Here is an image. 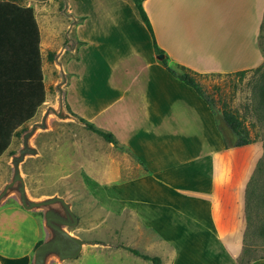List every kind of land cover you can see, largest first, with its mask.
<instances>
[{"label":"crops","instance_id":"obj_1","mask_svg":"<svg viewBox=\"0 0 264 264\" xmlns=\"http://www.w3.org/2000/svg\"><path fill=\"white\" fill-rule=\"evenodd\" d=\"M64 2L67 10L64 4L62 12L70 22L57 32L48 14L34 13L45 100L50 93L47 56L53 52L51 63L59 75L55 91L61 79L56 57L66 74L64 105L111 133L139 163L124 169L113 153L115 146L90 132L109 153L96 152L89 159L88 170L97 175L88 187L97 189L96 200L105 212L128 211L138 221V230L152 232L156 241L149 250L123 244L112 250L104 245L112 250L104 264H153L127 248L157 257L162 264H177L179 257V264H187L181 262L182 252H192L196 260L203 257L199 264H236L243 247L245 189L254 158L242 171L234 156L251 144L225 149V144L235 142L234 135L192 88L167 72L134 4L133 8L127 0ZM143 6L156 43L172 66L217 75L253 69L262 62L258 38L264 0H144ZM69 41L71 48L66 46ZM100 188L106 190L105 197ZM37 212L19 204L0 205V264H32L36 244L42 240ZM164 217L173 222L169 230L172 226L177 232L169 234H183L189 245L162 238L167 232L154 221ZM203 233L213 237V246L191 242ZM249 264H264V259Z\"/></svg>","mask_w":264,"mask_h":264},{"label":"rangeland","instance_id":"obj_2","mask_svg":"<svg viewBox=\"0 0 264 264\" xmlns=\"http://www.w3.org/2000/svg\"><path fill=\"white\" fill-rule=\"evenodd\" d=\"M70 1L76 4L89 5L91 3L101 2L102 0ZM127 2L134 8L132 0H127ZM19 4L31 7L34 13L42 12L48 14L56 32L59 28L65 29L70 22L62 12L63 6L66 4L64 0H22L19 1ZM202 16L204 15H200V20L205 23ZM137 17L140 20L138 14ZM60 34L63 37V30H61ZM258 46L262 56V62L259 65H264V16L262 29L260 30V36L258 38ZM253 69L245 70L246 73L243 75L237 72L217 75H198L196 79L202 86L204 92L214 100L213 110L217 114L220 122H222L221 111L228 109L241 119L248 129L253 143L248 149L235 155L234 160H240L243 171L248 166L249 158L253 157L254 160L250 164L254 172L264 154V124L259 120V113L255 108L256 95L254 94V85L259 73H255ZM47 76V86L50 88L49 97L37 110L35 117L29 123L25 124V131H28L33 123L41 121L42 115L48 107H57V93L54 84L59 80V75L57 68L51 62L48 64ZM21 143V137L12 138L7 154L0 158V191L12 177L11 157L21 147ZM30 144L38 150V154L36 156H27L20 165L21 176L24 179L28 197L35 200L53 196L62 197L70 204V208L78 220L75 226L65 228L71 234L87 243L83 246L84 248L81 254L75 259L58 262L56 257L51 256L48 258L47 264H104V261L109 257L112 250L120 249L119 245L122 244L146 250L147 248L149 250V246L156 247L153 233L139 231V223L131 213L125 211L120 215H112L105 212L106 209L104 210L102 205L96 200L97 194L95 195V192L97 189L88 187L90 180L93 179V176L97 175L96 172L94 173L88 170L87 163L89 159L93 156V153H109L108 149L99 146L98 137L90 133V131L85 129L77 121L62 120L55 115H50L47 128L38 130L32 137ZM256 146H260V150L256 149ZM113 153L122 162L124 169L128 165L139 164L122 147H115ZM82 162H85L86 166ZM83 168L86 170L83 171ZM144 170L146 171V169ZM127 171H129V174H135L130 172L131 170L129 169ZM98 190L102 192V197H105L106 190L102 188ZM13 204H19L18 196L14 190L5 198L2 205L7 206ZM36 215H38L41 221V241H44L49 234L43 226V213L42 211H38ZM154 223L158 227L165 228L162 233L167 232V234L162 238L170 239L178 246L190 244L189 240L186 239L188 237H184L183 234L178 236L169 234V232H177L171 228L172 226H170L169 230V223L173 225V222L167 221L166 217L160 218L154 221ZM197 227L201 230L204 224L201 223ZM254 239L256 240H252V242L255 241V245L251 246L250 249L255 251V256L264 255V242L255 237ZM193 240L191 242L201 247L213 246L215 244L213 237L207 233L200 235L199 240L198 237H194ZM104 245L111 246L112 250L103 247ZM181 256L184 257L181 259V262L184 259V263L187 264L190 262L199 264L203 260V257L199 256V259L196 260V257L194 255L192 256V252H182ZM179 263L180 257L177 264Z\"/></svg>","mask_w":264,"mask_h":264},{"label":"trees","instance_id":"obj_3","mask_svg":"<svg viewBox=\"0 0 264 264\" xmlns=\"http://www.w3.org/2000/svg\"><path fill=\"white\" fill-rule=\"evenodd\" d=\"M19 1L22 0H0V157L8 150L12 138L21 137L25 132L26 122L35 116L45 101L39 52V31L34 10L29 6L20 5ZM143 1L132 0L140 20L151 36L154 53L158 56L162 55L161 63L172 77L192 88L214 112V100L204 92L196 79L199 74L181 65H170L164 51L157 45ZM47 57L48 61H53L54 53H48ZM253 70L255 73H259L254 85L255 108L259 113V120L264 124V65L261 64ZM237 73L243 75L246 71ZM65 107L85 129L115 147H119L111 133L96 128L93 124L78 117L68 105ZM221 119L235 137L232 146L225 144L226 150L253 143L248 129L233 112L223 109ZM244 200L246 227L243 234L242 252L237 258L236 264H249L258 259H264V255L255 256V251L250 249L255 245V241L252 242V240H256L254 237L264 242V154L246 185ZM41 242L39 241L36 247ZM127 249L153 264H162L157 257H148L136 250Z\"/></svg>","mask_w":264,"mask_h":264},{"label":"water","instance_id":"obj_4","mask_svg":"<svg viewBox=\"0 0 264 264\" xmlns=\"http://www.w3.org/2000/svg\"><path fill=\"white\" fill-rule=\"evenodd\" d=\"M66 10L67 5L65 4L64 11ZM66 46L71 48V41ZM158 58L161 59L162 55H159ZM56 64L59 67L61 77L56 85L57 107H48L43 113L41 121L33 123L28 131L22 133L21 147L11 157L12 177L0 191V205L14 190L18 196V202L23 209L27 211H42L43 213V226L49 235L34 249L32 264H47V260L51 256L56 257L58 262L75 259L81 253L83 246L87 244L65 228L75 226L78 221L70 208V204L59 196L41 200L30 199L26 193L24 179L21 176V163L27 156H36L38 154V150L30 144V141L38 130L47 128L50 115H55L62 120L68 119L78 122L76 117L70 114L64 105L62 87L66 82V74L57 61V57Z\"/></svg>","mask_w":264,"mask_h":264}]
</instances>
